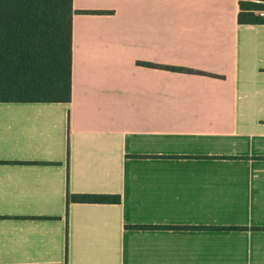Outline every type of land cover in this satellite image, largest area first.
Segmentation results:
<instances>
[{
    "label": "crops",
    "instance_id": "obj_1",
    "mask_svg": "<svg viewBox=\"0 0 264 264\" xmlns=\"http://www.w3.org/2000/svg\"><path fill=\"white\" fill-rule=\"evenodd\" d=\"M239 2L73 0L109 12L73 16L71 100L0 101V264H264V23Z\"/></svg>",
    "mask_w": 264,
    "mask_h": 264
},
{
    "label": "trees",
    "instance_id": "obj_2",
    "mask_svg": "<svg viewBox=\"0 0 264 264\" xmlns=\"http://www.w3.org/2000/svg\"><path fill=\"white\" fill-rule=\"evenodd\" d=\"M239 22L264 23V0H240ZM77 12L107 13L104 9H77L73 0H0V101H70L72 97L73 16ZM139 63L165 69L209 75L191 67ZM71 201L120 202L119 194L70 193ZM134 228H205L202 225H128ZM208 227V226H207ZM219 228L218 226H211ZM241 228L242 226H223Z\"/></svg>",
    "mask_w": 264,
    "mask_h": 264
},
{
    "label": "built area",
    "instance_id": "obj_3",
    "mask_svg": "<svg viewBox=\"0 0 264 264\" xmlns=\"http://www.w3.org/2000/svg\"><path fill=\"white\" fill-rule=\"evenodd\" d=\"M259 13H260L261 15H264V10H259Z\"/></svg>",
    "mask_w": 264,
    "mask_h": 264
}]
</instances>
